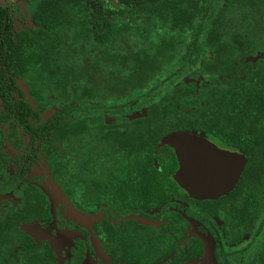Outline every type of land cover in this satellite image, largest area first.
I'll return each instance as SVG.
<instances>
[{
  "label": "flooded vegetation",
  "instance_id": "1",
  "mask_svg": "<svg viewBox=\"0 0 264 264\" xmlns=\"http://www.w3.org/2000/svg\"><path fill=\"white\" fill-rule=\"evenodd\" d=\"M41 1L0 0L12 20L0 39V264H264V127L225 95L254 70L217 69L207 54L200 74L165 69L110 96L126 90L125 71L86 68L84 52L105 50L86 36L65 86L62 24H35ZM89 88L106 96L89 99ZM166 92L182 115H147ZM182 131L245 159L227 194L199 199L175 181L161 140Z\"/></svg>",
  "mask_w": 264,
  "mask_h": 264
},
{
  "label": "trees",
  "instance_id": "2",
  "mask_svg": "<svg viewBox=\"0 0 264 264\" xmlns=\"http://www.w3.org/2000/svg\"><path fill=\"white\" fill-rule=\"evenodd\" d=\"M37 7L35 24H62V55L66 53L62 56V83L66 80L65 86L74 82L71 70L79 59L75 54L85 51L82 47L86 36L88 45L94 38L105 47L99 51L98 59L91 60L92 48L83 53L86 68L111 65L116 71H125L126 90L116 87L109 94L116 97L142 87L165 69L178 68L174 76L182 68H191L200 74L209 69L206 55L211 54L212 61L222 65H217V69L254 70V73L247 72L243 80L232 77L234 81L228 83L225 95L239 107L243 117L251 113L253 123L264 127V67L261 65L264 62V0H62L54 5L44 0ZM10 24L12 20L0 6V39L10 37L6 30ZM55 37L58 40L59 35ZM54 44L59 49V43L51 44L50 48ZM189 84L181 83L185 87ZM178 90L179 95L186 93ZM85 94L89 99L106 96L101 90L91 88ZM145 95L153 96V91ZM164 95L166 99L160 106H149L147 115L162 118L182 115L184 104L173 102L169 92ZM241 130L247 135L257 129ZM247 155L250 157L248 152Z\"/></svg>",
  "mask_w": 264,
  "mask_h": 264
},
{
  "label": "water",
  "instance_id": "3",
  "mask_svg": "<svg viewBox=\"0 0 264 264\" xmlns=\"http://www.w3.org/2000/svg\"><path fill=\"white\" fill-rule=\"evenodd\" d=\"M178 142L181 143L179 152ZM161 144L170 146L175 152L179 165L175 181L189 195L199 199H214L227 194L234 187L245 161L243 157L220 150L187 131L169 134L162 138ZM203 261H209V258Z\"/></svg>",
  "mask_w": 264,
  "mask_h": 264
},
{
  "label": "snow or ice",
  "instance_id": "4",
  "mask_svg": "<svg viewBox=\"0 0 264 264\" xmlns=\"http://www.w3.org/2000/svg\"><path fill=\"white\" fill-rule=\"evenodd\" d=\"M177 140L179 141V138H177ZM177 151L179 152L180 151V148H181V143H177ZM221 163H223V162H221ZM182 171H183V168H182ZM178 179H180V176H178ZM181 182H183V181H181Z\"/></svg>",
  "mask_w": 264,
  "mask_h": 264
}]
</instances>
